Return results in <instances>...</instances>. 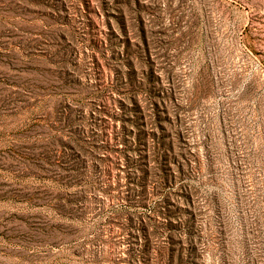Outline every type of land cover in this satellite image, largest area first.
Segmentation results:
<instances>
[{
	"label": "rangeland",
	"instance_id": "374dc122",
	"mask_svg": "<svg viewBox=\"0 0 264 264\" xmlns=\"http://www.w3.org/2000/svg\"><path fill=\"white\" fill-rule=\"evenodd\" d=\"M0 264H264V0H0Z\"/></svg>",
	"mask_w": 264,
	"mask_h": 264
}]
</instances>
